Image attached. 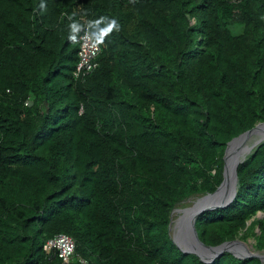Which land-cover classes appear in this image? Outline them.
I'll return each instance as SVG.
<instances>
[{
	"label": "trees",
	"instance_id": "16d2710c",
	"mask_svg": "<svg viewBox=\"0 0 264 264\" xmlns=\"http://www.w3.org/2000/svg\"><path fill=\"white\" fill-rule=\"evenodd\" d=\"M83 24L101 50L78 79ZM261 121L264 0H0V264H61L43 250L58 233L71 264H262L203 261L169 235L171 210L213 192L227 142ZM259 211L264 141L197 235L217 246Z\"/></svg>",
	"mask_w": 264,
	"mask_h": 264
},
{
	"label": "water",
	"instance_id": "95a60500",
	"mask_svg": "<svg viewBox=\"0 0 264 264\" xmlns=\"http://www.w3.org/2000/svg\"><path fill=\"white\" fill-rule=\"evenodd\" d=\"M255 136L258 139L255 148L264 141V121L256 123L252 128L240 133L239 135L233 137L226 144L224 152V169L223 177L220 184L213 192L206 193L204 196L199 198L191 207L182 209L184 214L182 216V223L186 230V241L184 242V248L182 249L185 253L195 254L200 260L212 261L215 257L221 255L223 252H230L233 255L240 258L257 257L264 264V251L257 250L252 253H248L244 246L236 240L224 241L217 246H209L203 243L198 235L195 228V222L197 217L208 210H213L217 208H222L228 206L235 194H236V169L239 163L243 162V159H237V163L233 167L232 177L226 173V157H235L239 151L240 145L246 137ZM252 152V151H251ZM181 210V209H176ZM174 241V240H173ZM239 247L240 252L230 249L227 246Z\"/></svg>",
	"mask_w": 264,
	"mask_h": 264
},
{
	"label": "built area",
	"instance_id": "2783aa9c",
	"mask_svg": "<svg viewBox=\"0 0 264 264\" xmlns=\"http://www.w3.org/2000/svg\"><path fill=\"white\" fill-rule=\"evenodd\" d=\"M78 60L73 71L74 78H84L96 67L97 56L100 53L101 46L92 36L90 26L83 24L80 28L78 38ZM30 103V99L25 101V105ZM75 240L66 233H58L47 239L43 244V250L46 252L54 251L61 261V264H71L75 258ZM81 263H86L82 257H77Z\"/></svg>",
	"mask_w": 264,
	"mask_h": 264
},
{
	"label": "rangeland",
	"instance_id": "374dc122",
	"mask_svg": "<svg viewBox=\"0 0 264 264\" xmlns=\"http://www.w3.org/2000/svg\"><path fill=\"white\" fill-rule=\"evenodd\" d=\"M194 21H191V24H193ZM230 31L232 34H241L243 33V25L240 24H231L230 25ZM226 146L223 148L221 151V155L217 158L218 163H222V174H223V169H224V152H225ZM253 149V147H252ZM250 149V150H252ZM223 177V175H222ZM206 192L202 193H195L187 196L185 199H183L181 202H179L172 210L170 214V223H169V235L170 237L174 240L176 245L180 247L181 249L184 248V242L186 241V230L183 226L182 221H179L184 212L183 211H176V209H186L191 207L199 198L204 196ZM264 217V212L259 211L254 217L251 218V220L248 221L247 227L250 225V223L256 219H260ZM247 227L242 230L237 237H235L232 240L238 241L240 244L244 246L246 251L249 253H252L254 251H257V248L255 247L256 244V237L257 234L259 233V229L257 225L254 226H249L248 229ZM230 249H233L237 252H240L241 249L239 247H229ZM254 250V251H253Z\"/></svg>",
	"mask_w": 264,
	"mask_h": 264
},
{
	"label": "bare ground",
	"instance_id": "6f19581e",
	"mask_svg": "<svg viewBox=\"0 0 264 264\" xmlns=\"http://www.w3.org/2000/svg\"><path fill=\"white\" fill-rule=\"evenodd\" d=\"M257 139L258 138L255 136L246 137L240 145L237 156L232 157V158L229 156L226 157V173L229 174L230 178L232 177V170H233V167L235 166V164L237 163V159H239L238 161H240V159H243L244 155H245L244 157H247L251 153V151L254 149L256 143L258 142ZM252 147H253V149H252ZM250 149H252V150H250ZM178 211H183V210H178ZM181 220H182V218L179 221H181ZM231 246H233V245H231ZM231 246H227V247H231Z\"/></svg>",
	"mask_w": 264,
	"mask_h": 264
}]
</instances>
